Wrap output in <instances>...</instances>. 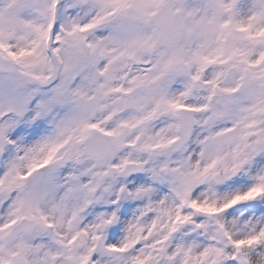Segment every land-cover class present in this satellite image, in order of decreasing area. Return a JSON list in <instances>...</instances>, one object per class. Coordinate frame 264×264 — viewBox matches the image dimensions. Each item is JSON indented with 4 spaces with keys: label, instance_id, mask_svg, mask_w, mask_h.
Wrapping results in <instances>:
<instances>
[{
    "label": "snow or ice",
    "instance_id": "obj_1",
    "mask_svg": "<svg viewBox=\"0 0 264 264\" xmlns=\"http://www.w3.org/2000/svg\"><path fill=\"white\" fill-rule=\"evenodd\" d=\"M0 264H264V0H0Z\"/></svg>",
    "mask_w": 264,
    "mask_h": 264
}]
</instances>
